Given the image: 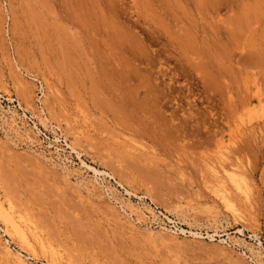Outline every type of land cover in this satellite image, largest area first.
Returning <instances> with one entry per match:
<instances>
[{"label":"rangeland","instance_id":"374dc122","mask_svg":"<svg viewBox=\"0 0 264 264\" xmlns=\"http://www.w3.org/2000/svg\"><path fill=\"white\" fill-rule=\"evenodd\" d=\"M8 201L0 264H264V0H0Z\"/></svg>","mask_w":264,"mask_h":264},{"label":"bare ground","instance_id":"6f19581e","mask_svg":"<svg viewBox=\"0 0 264 264\" xmlns=\"http://www.w3.org/2000/svg\"><path fill=\"white\" fill-rule=\"evenodd\" d=\"M93 171L94 172H98L95 169H93ZM231 174L232 175H230V177H231L232 181L234 182V186H235L236 190L241 191L242 190V186H240V184H239V182L241 180L235 178V177H237V174L235 172H231ZM218 181L219 180H217V182ZM228 190L229 189H225L224 187H220L218 190H216V193H219L220 198L222 199V201L227 202L229 204V206L232 207L233 206L232 195L230 194V192ZM120 209H121V211H123L125 213V215L128 218H131V215H133L132 213L136 214L135 220H139L140 217L143 214L141 211H133V210H130L128 213H126L125 208L122 205H120ZM23 222H24L23 215L20 212H18L16 209H14L13 204H12L11 201H8L7 209H3L0 206V223L3 226V227H0V229H2L1 231H4L3 233H5L6 235L8 233L9 236H15L23 247L31 248L32 242L36 241L39 244V246L43 249V247H45L44 246L45 245L44 241H42L41 238H39L38 235H36L35 233H32L31 237H28V235L25 232V229L22 227V225H24ZM192 234L193 235H198V233H196V232H193ZM211 237L212 236H210V238ZM1 244H2V242H1ZM3 246H4V250L8 254L11 253L12 256L18 262V264H28L26 262V260L23 258V255H21L20 252L12 253L7 248V246L5 247V243H3ZM51 261L53 262V264H62L60 259H57V258L51 259Z\"/></svg>","mask_w":264,"mask_h":264}]
</instances>
